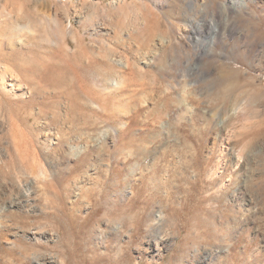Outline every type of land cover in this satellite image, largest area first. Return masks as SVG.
<instances>
[{
    "label": "rangeland",
    "instance_id": "374dc122",
    "mask_svg": "<svg viewBox=\"0 0 264 264\" xmlns=\"http://www.w3.org/2000/svg\"><path fill=\"white\" fill-rule=\"evenodd\" d=\"M0 264H264V0H0Z\"/></svg>",
    "mask_w": 264,
    "mask_h": 264
},
{
    "label": "bare ground",
    "instance_id": "6f19581e",
    "mask_svg": "<svg viewBox=\"0 0 264 264\" xmlns=\"http://www.w3.org/2000/svg\"><path fill=\"white\" fill-rule=\"evenodd\" d=\"M194 4H195V3H194ZM221 9L223 10V7H222ZM219 12H222V11L220 10ZM208 22H209V21H208ZM209 25H210V26H213V21H210V22H209ZM165 99L167 100V98H165ZM169 99H170V98H169ZM172 100H173V98H172ZM170 101H171V100H170ZM167 102L169 103V101H167ZM167 102H166V103H167ZM170 103H171V102H170ZM126 109H127V107H126ZM156 115H157V114H156ZM158 118H159V117H158ZM154 120H155V119H154ZM156 120H157V118H156ZM42 159H43V158H42ZM187 163H188V162H187ZM186 165H187V164H186ZM42 167H43V166H42ZM185 167H186V166H185Z\"/></svg>",
    "mask_w": 264,
    "mask_h": 264
}]
</instances>
